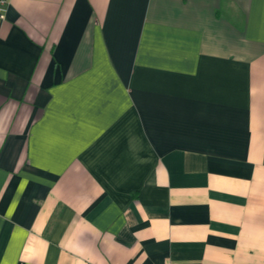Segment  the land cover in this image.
I'll return each instance as SVG.
<instances>
[{
    "label": "crops",
    "instance_id": "0c3cea01",
    "mask_svg": "<svg viewBox=\"0 0 264 264\" xmlns=\"http://www.w3.org/2000/svg\"><path fill=\"white\" fill-rule=\"evenodd\" d=\"M0 264H264V0H9Z\"/></svg>",
    "mask_w": 264,
    "mask_h": 264
},
{
    "label": "built area",
    "instance_id": "2783aa9c",
    "mask_svg": "<svg viewBox=\"0 0 264 264\" xmlns=\"http://www.w3.org/2000/svg\"><path fill=\"white\" fill-rule=\"evenodd\" d=\"M9 0H0V22L5 18V11Z\"/></svg>",
    "mask_w": 264,
    "mask_h": 264
}]
</instances>
